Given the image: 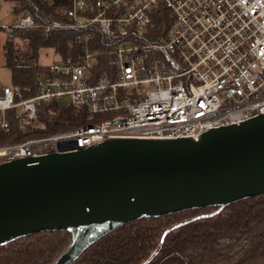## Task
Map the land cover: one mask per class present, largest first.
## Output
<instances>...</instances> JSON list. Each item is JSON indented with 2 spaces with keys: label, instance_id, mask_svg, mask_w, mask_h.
<instances>
[{
  "label": "built area",
  "instance_id": "1",
  "mask_svg": "<svg viewBox=\"0 0 264 264\" xmlns=\"http://www.w3.org/2000/svg\"><path fill=\"white\" fill-rule=\"evenodd\" d=\"M60 14L35 22L22 11L0 26L6 39L32 29L84 31L80 58L48 64L29 97L0 83V131L10 130V110L22 134L42 128L40 118L63 106L90 119L112 116L0 144V164L109 138L196 137L264 113V0H70ZM92 33L100 44H90Z\"/></svg>",
  "mask_w": 264,
  "mask_h": 264
},
{
  "label": "water",
  "instance_id": "2",
  "mask_svg": "<svg viewBox=\"0 0 264 264\" xmlns=\"http://www.w3.org/2000/svg\"><path fill=\"white\" fill-rule=\"evenodd\" d=\"M264 195V113L196 137L109 138L76 151L0 164V246L35 233L71 239L50 264H72L105 234L140 218Z\"/></svg>",
  "mask_w": 264,
  "mask_h": 264
},
{
  "label": "trees",
  "instance_id": "3",
  "mask_svg": "<svg viewBox=\"0 0 264 264\" xmlns=\"http://www.w3.org/2000/svg\"><path fill=\"white\" fill-rule=\"evenodd\" d=\"M9 1L15 2L12 7L15 15L26 11L35 22L41 14L63 19L60 10L70 7V0ZM159 24L162 25L161 21ZM83 35V30L74 28L53 29L47 35L32 29L17 31L13 38L5 39L4 67L11 73V84L20 87V96L32 95L37 76L48 72V65L40 62V51L51 49L62 63L75 62L84 45ZM89 42L100 44V36L92 33ZM107 60L108 57L102 58L100 65ZM96 72L102 73L103 68ZM13 111L8 112L10 130L7 133L0 131V144L91 124L101 117L90 119L80 110L63 106L53 118L44 115L40 118L42 128L32 134H22L16 126ZM216 209L217 206L201 207L157 218L137 219L99 238L72 264H143L158 247L166 229ZM182 214L187 215L180 217ZM70 239L67 231L41 232L18 238L0 246V264H50L64 251ZM145 264H264V195L235 201L213 216L175 227L167 233L156 255Z\"/></svg>",
  "mask_w": 264,
  "mask_h": 264
},
{
  "label": "rangeland",
  "instance_id": "4",
  "mask_svg": "<svg viewBox=\"0 0 264 264\" xmlns=\"http://www.w3.org/2000/svg\"><path fill=\"white\" fill-rule=\"evenodd\" d=\"M15 5V2L9 0H0V26L5 27L6 25L12 24L16 19V15L12 11V7ZM2 33V30H0ZM3 34V33H2ZM2 45L5 43V40H1ZM4 51L0 47V83L1 84H11L10 72L7 68L3 66L4 60ZM59 61L58 56L51 49H45L40 51V62L41 64L48 65L52 62ZM111 114L101 115V119H106L111 117ZM4 144V143H2ZM187 214H182L186 216ZM178 221V220H177ZM177 223V222H176ZM174 224V223H173ZM65 250V249H64Z\"/></svg>",
  "mask_w": 264,
  "mask_h": 264
},
{
  "label": "crops",
  "instance_id": "5",
  "mask_svg": "<svg viewBox=\"0 0 264 264\" xmlns=\"http://www.w3.org/2000/svg\"><path fill=\"white\" fill-rule=\"evenodd\" d=\"M5 39H6L5 35L0 32V42H1V40L3 41ZM0 47H2V49H3V45L1 43H0ZM2 64L4 66V60H3V63ZM10 76H11V73H10ZM2 85H8V84H2Z\"/></svg>",
  "mask_w": 264,
  "mask_h": 264
}]
</instances>
